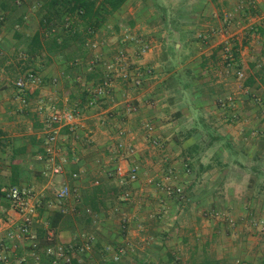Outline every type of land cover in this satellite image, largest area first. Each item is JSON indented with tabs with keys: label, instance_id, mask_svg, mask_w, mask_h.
<instances>
[{
	"label": "crops",
	"instance_id": "obj_1",
	"mask_svg": "<svg viewBox=\"0 0 264 264\" xmlns=\"http://www.w3.org/2000/svg\"><path fill=\"white\" fill-rule=\"evenodd\" d=\"M29 1L21 0L23 10H28L21 15L24 23L20 26H9L7 19L10 14L0 11V18L6 19L0 26V60L4 59V62H0V140L2 141L0 192L11 186L31 189L36 186L40 190L38 193L44 196L43 209L38 211L36 223H42L41 226L47 228L48 223L42 222L41 215L44 210L56 213L55 208H47L54 199L52 188H59L64 184L75 186L81 203L75 204L74 198L70 199L68 213L60 217L55 224V231H47V237H53L57 244L79 242L83 233L78 231L82 229L83 224L76 217L80 211L84 213V210L88 209L85 216L86 223L93 225L95 222L92 219L98 217L103 222L98 224L100 227H96L103 241L99 243V237L98 240L94 238L93 247L98 242L97 245L101 248L102 254L104 248L108 247L107 255L111 257L116 248L123 246L124 239L121 240L118 236L116 224L119 222L109 220L110 215L117 210L118 212L127 210L129 213L124 214L125 216L135 217L129 224L127 242L129 241L131 246L133 243L137 245V242L133 240L143 227L139 223L141 216L151 217L153 213L149 212L148 204H144L139 209L137 205L129 206L118 200H122L125 195L140 196L141 194L137 192H143L144 188H148L141 183H144L147 177L156 178L161 175L159 172L161 164H158L162 161L159 160L161 153L155 156L156 152L149 150L151 148L149 140L143 131L146 124L153 128L151 136L162 144V151L165 153L162 156L168 161L174 158L166 151L178 149L174 145V139L177 131H182V128L179 123L167 121L166 116L172 102L179 100L190 110L187 117L193 119L187 132L189 139L185 141L188 145L186 157L193 170L186 192L188 205L185 209L177 207L174 209L175 207L170 205V203L174 205L170 199H162L164 204L156 205L154 208L157 215V220L153 222L155 237H149L148 243L142 245L140 249L142 255L139 256L136 253L131 255L128 252V255H124L118 263L137 264L140 259V262L147 264H188L191 260L198 261L207 255L225 264L243 261L245 262L242 264H249V259L254 255L249 257L243 252L244 244L242 243L243 247H240V243L245 237H240L237 227L239 223L242 224L245 221L241 219L247 212H252L258 218V214L261 218L264 212V107L257 101L264 100V0H255L254 4L250 3L251 0H179L177 6L161 4V0H126L118 12L127 13L134 22L133 13L137 12L135 8L139 4L144 3L154 7V14L144 13L142 16L144 25L140 28L143 29V33H140L142 35L157 33L164 37L146 54L144 58L146 64L140 66V69H152L153 74L146 78L139 92L124 93L125 86L119 83L113 102H105L106 105L104 103L100 109L87 111L84 123L77 133L63 136L62 150L68 161L64 173L51 179L43 176L46 164L38 158L42 153L41 128L44 114L35 111L37 102L40 100L46 102L51 99L65 102L69 97L80 100L87 96L85 89L96 83L83 77V82L82 80L76 82L77 87H81L80 94H76L77 96L70 94L67 91L71 89L70 84L75 83L72 78L74 79L76 74L73 73L68 81L65 80L64 66L52 61L38 72L41 86L31 94L28 110H18L14 99L13 82L20 73L13 80L7 76L6 71L16 67H19L20 72L28 70L26 69L28 67H25L27 63L25 58L19 57V60L12 61V57L17 55L15 49L18 44L13 34L18 33L22 40L28 41V38L38 29V20L41 16L36 17L31 12L28 8ZM35 2L31 0L30 5L34 6ZM155 3L160 10L165 11L168 22L172 24L162 22ZM184 7L186 11L180 12ZM20 8L16 12L17 15L21 14ZM32 20H35L37 26L33 28V32H28L27 28H30ZM136 26L137 23L128 30L133 32ZM226 43L230 45L236 57V64H232L231 68L241 70L244 74L241 80L235 79L233 72H227L228 68H225L223 64L221 48ZM127 49L131 57L133 49ZM99 53L103 57L101 52ZM130 60L133 61L132 57ZM181 63L186 66L181 67ZM35 66L39 67L37 63L34 64ZM53 80H56L57 84H52ZM174 91L177 95H174ZM55 94L63 96L60 99ZM229 97L234 100L237 121H231L228 114L230 112L222 107V101ZM127 100L137 105L136 113L131 114L126 111L124 102ZM107 111L110 116L105 114ZM197 114L200 123H195ZM18 118H26L25 125L24 122L17 121ZM99 120H105V124L101 125ZM118 128L133 132L137 148L135 159L141 163L140 178L130 185L129 193L125 195L116 186L115 181L105 178L99 172L100 162H108L110 159L109 151L114 143L113 135ZM200 133H205L203 139L188 142L192 138L191 134L199 135ZM68 138L70 144L68 143L67 151H64L65 140ZM16 150L18 152L14 156ZM176 163L170 164L171 167H174ZM12 165L18 168L13 171ZM77 170H83L85 175L80 181L73 183L70 175ZM13 177L18 181L16 185L11 182ZM94 180H98L102 186L101 193L95 200L98 211H91L83 204L89 191L95 187L91 185V181ZM114 186L119 189L120 195L118 193L113 195ZM217 186L221 187L219 193L214 190L218 189ZM138 187L139 189H136ZM150 191H146L147 194L144 196L152 199L155 195L148 194ZM229 195L234 196L235 199L238 198L239 201L243 198L242 205L232 200L222 205L220 198L222 200V197ZM115 196L118 197L114 200ZM131 199H134L133 196ZM222 206L225 207L222 208ZM224 209L232 211L229 212L233 214L232 216L224 215L230 217L228 221L231 225L236 224L233 228L222 220L212 223L208 216L211 212L223 213ZM202 214L205 216L204 219ZM65 216L71 217V223L67 227L62 224ZM7 217L13 220L18 219L16 213L10 210L8 203L2 199L0 219ZM32 234L35 238L37 231L32 229ZM231 237L237 242L236 247L232 246L233 242L230 244ZM16 244L18 248L10 254L11 264H16L21 257L30 261L29 241H18ZM98 246L94 249L92 247L88 253L97 250ZM103 255L102 260L91 259L89 264H103L105 258H108L105 253ZM136 257L139 258L136 259ZM78 261L79 264L82 263L79 257Z\"/></svg>",
	"mask_w": 264,
	"mask_h": 264
},
{
	"label": "built area",
	"instance_id": "obj_2",
	"mask_svg": "<svg viewBox=\"0 0 264 264\" xmlns=\"http://www.w3.org/2000/svg\"><path fill=\"white\" fill-rule=\"evenodd\" d=\"M255 0L250 3L254 4ZM94 47V45L92 46ZM150 51V45L141 43L138 53V59L144 57ZM222 51L225 53L227 66L236 64L235 56L232 50L223 45ZM97 58V56H96ZM103 76L98 83L86 89L88 93L87 98L83 102H75L72 107L67 106V101L58 105L55 102L44 103L38 101L35 111L39 114H44L42 121V153L39 159L46 164L45 170L42 173L47 178L62 175L67 164V157L62 152V138L63 130H67L69 134L77 133V130L82 127L84 123L85 112L101 108L105 102H113L116 89L119 83L125 86V91L138 92L144 85L145 80L151 75V71L147 69H140L138 66H133L129 62L127 50H119L111 57L103 66ZM234 77L238 80L243 78L241 70H235ZM79 80V78H77ZM52 84H57L56 80ZM15 93L14 99L17 102L18 110H28L30 105V96L36 88L41 86V78L38 72L30 69L23 71L13 82ZM264 107V100H257ZM127 112L136 113L138 107L131 100L124 102ZM222 107H231L234 105V100L229 97L222 101ZM105 114L110 116L109 111ZM101 125L105 124V120H99ZM152 126L146 124L144 132L147 135L151 147H158L159 142L151 136ZM134 134L123 128H118L112 141V149L109 151L108 163L100 162V173L107 179L116 180L119 186L131 185L139 179V167L135 162V154L137 148L134 142ZM129 138V139H128ZM128 139V142L126 141ZM83 170L73 171L70 178L73 183L80 181L84 177ZM98 180L91 181L92 186H97ZM165 186V185H164ZM167 195L181 196V190H171L170 187H163ZM53 201L47 205V208H55L63 214L68 213V203L70 199L74 198L75 204L79 202L77 189L75 186L64 184L59 188H52ZM44 196L41 193H35L33 189L20 186H11L6 190L0 192V201L5 200L10 210L16 213L17 220L9 217L0 219V264H11L10 254L15 252L18 248L16 242L27 240L29 241V248L31 250V258L34 260L33 264H37L40 254H45L52 258L51 264H70L73 259H78L82 254L87 253L94 245V237L81 235L80 240L76 244H54L52 246L39 247L34 242L32 234V227L38 217V211L43 209ZM183 198V196H182ZM130 218L124 217L121 220L119 230L126 233L129 226ZM50 240V236L48 238ZM124 249L119 248L113 254V261L118 262ZM16 264H28L26 258H19Z\"/></svg>",
	"mask_w": 264,
	"mask_h": 264
},
{
	"label": "rangeland",
	"instance_id": "obj_3",
	"mask_svg": "<svg viewBox=\"0 0 264 264\" xmlns=\"http://www.w3.org/2000/svg\"><path fill=\"white\" fill-rule=\"evenodd\" d=\"M32 1H37V0H32ZM30 4H31V0L28 2V5H29L28 8H30L31 12L34 15H36V17H38L39 3L35 2L34 6L33 5L31 6ZM161 4H164V5L165 4L166 5L176 4V6H177V5H179V0H161ZM131 7H133V6H131ZM153 9H154L153 6H149V4L141 3L135 8V10H137V12H135L133 10V12H135V13H133L135 16V22L134 21L133 22H134V24L137 23V26H136L135 30L133 31L134 33L132 31L128 30L127 24L129 23L128 22L129 16L127 15V13H125V14L117 13L108 19L106 25L103 28L99 29L94 34L92 39L88 40L89 42L86 45V47L88 48V51H89V53L86 54L88 66L93 68L94 71L101 69V72L96 71L97 74L95 73L94 78H92L95 83H98L103 76V72H102L103 66H105L107 61L109 59H111V57L113 55H115L119 50H124V49L128 50L127 48H132L133 50H132V52L131 51L130 52H131V55H132L131 57H132L133 61L130 60L131 57L128 54L129 51L127 52L129 62L130 63L132 62L133 66H138L135 64H140L139 68H140V66H142V64H146V63H144V58L146 57V54L144 55V57H141L140 60L137 58L141 43L149 44L150 45V51H151L152 47H154V44L159 43V41L163 40V38H164V37H161L160 35H158L157 33H156V35L154 33H150L148 35L140 34L141 32L143 33V29H140V28L143 27V25H144V21L142 19V16L144 15L145 12H149V13L154 14ZM26 10H28V9H26ZM185 11H186L185 7L181 8V10H180V12H185ZM152 18H153L152 20L155 19L153 15H152ZM156 19H158V18L156 17ZM119 20L121 22H119ZM31 22H32V24L30 25V28H27L28 32H33V28L35 26H37L36 25L37 23L35 22V20L34 21L32 20ZM93 45H94V47H92ZM225 46H227L230 49V51L232 50L229 44L226 43ZM17 47L19 48V46L18 45L16 46V50H17V51L15 50L16 53L19 50V49H17ZM221 51H222V48H221ZM99 52H101L103 57H101L99 55L100 54ZM224 54L225 53L222 51L221 56L223 58V62H224L223 64H225V68H228V71L227 70L226 71L231 72V73L233 72L232 74L234 76L235 70H233L231 68V66H227V61L225 59ZM96 56H97V58H96ZM16 59L19 60V55H15L14 57H12V61H15ZM95 60H96V62H99V63L96 64L94 62ZM136 61H138V63H136ZM0 62H4V59H1ZM94 64H96L97 67L94 66ZM180 66L183 67L186 65H183V63H181ZM77 67H79L78 72L82 76H85L89 73L88 71L90 69L89 68L87 69L86 65H78ZM22 68L24 69V67H22ZM149 70L151 71V76H152L153 70L152 69H149ZM187 71H189V70H187ZM19 73L20 74L22 73V72H20L19 67H16V68L11 69V70L9 69L6 71L7 76H10V78H12L13 80H14V78L17 77V75ZM243 77H244V74H243ZM79 82H81V81L79 80ZM82 82H83V80H82ZM77 85H78V83L70 84L71 89L68 90L67 92H69L70 94L79 95L80 94L79 90L81 89V87H77ZM173 93H174V95H177V92L174 91ZM55 95L58 98L60 97V99L63 96V95L59 96L58 94H55ZM246 95H248V94H246ZM73 98H74V96H73ZM174 98H175V96L173 97V99ZM39 99L40 98H38V100ZM69 99L70 100L67 101V106H69V107H72V104H74L75 102L81 101V100H74L71 97H69ZM251 99H253V98L251 97ZM43 102L44 103L55 102L56 104H58L60 106L63 103L58 99H54V100L51 99L50 101L47 100L46 102L45 101H43ZM105 105H106V103H105ZM101 106H103V105H101ZM223 108L227 109L230 112L228 114H230L231 121H237V117H236L237 115L235 112L236 107L234 105H232L231 107L225 106ZM98 109H100V108H98ZM86 113L87 112H85V116H86ZM188 113H190L189 108H187L185 104L184 105L181 104V102L179 100L172 102V104L170 105V109H168V114L166 116L167 121L179 123L181 128H182V131H177L176 137L174 139V141H175L174 145L177 146L178 149L176 151H173V150L166 151L167 154L174 157L171 161H168L167 158L162 156L163 154H165L162 151L163 146L157 139L156 140L159 142L158 147L152 148L150 146L152 149L150 148L149 150H151V152H153V151L156 152L155 156L157 154L161 153V155H159V160H162V161L158 162V164H161V165H159L160 167L157 165V167L160 168L159 172L161 173V175H160V177H156V178H153L152 176L147 177L144 180V183H141V184L144 186L146 185L148 188H144L143 192L138 191L137 194H141L140 196L132 195L134 198L132 200L131 199L132 196H129V195L126 196L125 195L126 193L127 194L129 193V190L131 188L130 185L119 186V184L116 182V180H113L116 182V184H117L116 186L119 189H121V191L125 195V196H123L122 200H118L120 203H127V204H129V206H133V207H135L137 205V206H139V209L142 208L144 206V204H148L147 207H148L149 212L153 213V214H151V217H149L148 215H146V216L142 215L141 216V221H139V223L143 227H141V231L137 232L138 236H136V239L133 240V241L137 242V245H135L133 243L132 246L129 243V241L127 242V238L129 235V226L127 227L126 233L124 235H123V232H120L119 227H120L121 220L124 217H127V218L131 217L129 224H130L131 220L134 221L135 217L134 216L133 217L132 216H125L129 213L127 210H125L124 212H120V211L118 212V210H117V211L113 212V215H110L109 220L119 222L118 224H116L118 226V230H117L118 236L120 237L121 240L124 239V243H122L123 244L122 248L124 249V252L121 255L119 261L122 259V257L124 255H128V252L131 255H133V253H136L137 255L139 254V256H140V254L142 255L143 253H141L142 251L140 250L142 248V245H146L148 243L147 240L149 237H155L154 236L155 231L153 230V222H154V220H157L156 219L157 215L155 214L154 208L156 205H163L164 204L161 201L162 199L163 200L170 199V202L174 203V205L172 203H170L171 206L175 207L174 209H176V207L180 208V209H185V206L188 205L186 192H187V188H188L190 181H191V179H189V178L191 177V173H193L192 165L190 164L189 160L186 157V150H187L186 148L188 147V145H187V142H185V141H186V139H189V135L187 134V132H188V128L193 123V119L187 117ZM198 116L199 115L197 114V117H196L197 121H195V123L196 122L200 123ZM18 120H20L21 122H24V125H25V122H27L26 118L25 119L18 118L17 121ZM202 120H203V118H202ZM14 121H16V120H14ZM229 124L232 125L231 122H229ZM204 135H205V133H200L199 135L198 134H191L192 138L188 142H190V141L193 142L195 139L196 140L203 139ZM64 136H69V135L64 134ZM66 142H67V144H66ZM68 143L70 144L69 138L65 140V145H64L65 150L64 151H67L66 148L68 147ZM62 152H63V150H62ZM212 153H213V151H212ZM175 156L177 158H175ZM135 162L137 163V165L139 167L138 175L140 176L141 163L137 159H135ZM173 162H177V163L175 165H173L174 167H171L170 164H172ZM105 163H108V162H105ZM214 167H217V166H214ZM245 180H246V178H245ZM209 185H210V183H209ZM116 186H114L112 191L114 192V194L118 193V195H120V192L118 191L119 189ZM162 186L163 187L168 186V187H170L171 190L172 189L175 190L176 188L180 189L182 192L181 196L167 195V193H165V191L163 190ZM213 187H215V185H213ZM216 188H218V189H214L215 192L219 193L220 192L219 190L221 189V187L217 186ZM136 189H139V187ZM33 190L35 193H38L40 191V190H38V188L36 186ZM148 190H151L148 194H153V196L155 195L152 199L148 198L149 196H146V197L144 196L147 194ZM164 195L166 198L163 197ZM230 195H232V194H230ZM230 195L226 196L225 198L222 197V200L220 198V203L223 205L228 200L229 201L232 200L233 202H236L237 204L242 205L243 198H240V201H239L238 198L235 199L234 196H230ZM182 196H183V198H182ZM117 197L118 196H115L114 200ZM172 200H174V201H172ZM225 206H222V208H224ZM187 208H188V206H187ZM229 212H232V211H230L229 209H227V210L224 209L223 213L219 212V211L213 212V213L211 212L208 214V216L211 219L212 223H215L218 220L219 221L222 220V221H226V223H228V225L232 226V228H233L234 225H236V224L231 225V222L228 221V220H230L229 216L233 215L232 213H229ZM49 214L51 216V214H53V212L44 210V212L41 215L42 222L43 221L47 222V219L49 218L48 217ZM224 214H228L229 216H225ZM247 214H248V216H247ZM86 215L87 214L80 211L79 215H77V217H76L78 219V221H82V224H83L82 229H80V231H78V232L83 233L86 236H93L95 238V240L96 239L98 240V237L99 236L102 237V235H100V231H99V229H96V227L97 228L100 227L98 224L103 223V222L100 220L99 217L93 218L92 220H94L95 224L89 225L88 223L85 222L84 216H86ZM258 216H259V218L257 216H255V214H253L252 212H247L246 214H244V216L241 219V220H245V221L242 222V224L239 223L238 227H237V228H239V230H237V232L240 234V237H245V239H242V241L240 243V247H243V244H244L243 252L246 255H248L249 257H250V255H254L253 258L249 259V261H250V262H248L249 264H264V212H263V217L260 218L259 214H258ZM212 217H213V219H212ZM202 218L204 219L205 216L203 215ZM227 218H229V219H227ZM232 220H233V218H232ZM35 223H34L32 229L35 230V232L37 231V233H38L40 226L43 224L42 223H36V225H35ZM70 223H71V217L65 216L63 218L62 224L65 227H67ZM116 225H114V226L116 227ZM114 230H116V229H114ZM96 236H97V238H96ZM132 236H135V235H132ZM234 238H236V237L234 236ZM234 238L233 237L230 238V240H232L230 242V244H232V242H233V245H232L233 247L237 243ZM141 239H142V241H141ZM128 240H129V238H128ZM94 243H95V241H94ZM212 247H215V246H212ZM88 252L79 256V258L82 261L81 264H89V263H91V259H93V261H96V260L99 261V260H102L104 258V255L101 253V251L99 249H97V250L95 249L94 252H92V251L90 253H88ZM255 256H256V258H254ZM137 258H139V257H136V259ZM243 262H245V261H243ZM243 262H238V263H234V264H242Z\"/></svg>",
	"mask_w": 264,
	"mask_h": 264
},
{
	"label": "trees",
	"instance_id": "obj_4",
	"mask_svg": "<svg viewBox=\"0 0 264 264\" xmlns=\"http://www.w3.org/2000/svg\"><path fill=\"white\" fill-rule=\"evenodd\" d=\"M36 2L39 3L38 17L41 16L38 20V29L28 38V41L25 39L22 40L21 35L18 33L13 34V38L18 41L17 45L19 46V48L17 47L19 50L16 54L19 55L20 58H25L27 60L25 67L28 68L26 69L39 72L42 67H46L54 61L61 63L62 66H64L63 75L67 81L71 76H73V73L76 74L75 78H72V81L75 80V83L79 82V80H84L83 77L86 78V80H93L92 78H94L96 71L101 72V69L94 71L93 68L88 66L86 56V54L89 53L88 48L86 47L89 42L88 40L92 39L94 34L106 25L110 17L120 13L118 11L121 9L126 0H37ZM19 7H21V14L17 15L16 12L19 10ZM155 8L157 9V12L164 24H172V22H168V17L165 11L160 10L156 3ZM25 10L26 9L23 10L22 8L21 0H0V11L2 13L10 14L7 19V23L11 27L15 25L20 26L24 23L21 15L25 14ZM5 21L6 19L0 18V26L1 24H4ZM133 21L134 20L129 17V23L127 24L128 28H132L134 26ZM119 22L121 21L119 20ZM94 62L96 64L99 63L96 62V60ZM36 63L39 67H34V64ZM96 64H94V66H96ZM78 65H86L87 69H90L88 71L89 73L82 76L78 72ZM77 78H79L78 81ZM84 92H86V90ZM86 94L88 96L87 92ZM86 98L85 96L80 98V102L85 101ZM62 133L65 135L69 134L67 130H63ZM1 144L2 141L0 140V145ZM16 152L18 151H14V156ZM12 167L13 171L18 168L16 165H12ZM11 182L13 185H16L18 181L13 177ZM101 187L102 186L99 183V185L89 191L87 197L83 200V204L88 206L91 211H98L95 200L101 193ZM112 193L114 195L113 191ZM88 211V209H85L84 213L87 214ZM62 215L63 213L56 211V213L51 214L47 220V228H43L42 226L40 229L38 228L39 234L37 233L34 242H36L39 247L43 248L48 245L52 246L56 244L53 237L48 240L49 237H47V231H55V224L58 223ZM100 241L103 240L99 238V243ZM99 243H96L93 248L98 246L97 244ZM98 247L97 249L101 250V248ZM108 249V247L104 248V253L106 255ZM116 249L114 252H116L119 248L117 250ZM107 256L108 258H105L103 264H119L118 262L113 261V256ZM33 261L34 260L31 258V260L28 261V264H33ZM51 262L52 258L50 256L40 254L37 264H51ZM137 262V264H147L145 262H140V259H138ZM70 264H79V261L78 259H73ZM188 264L225 263L212 256L210 258L209 256L204 255L200 260H191Z\"/></svg>",
	"mask_w": 264,
	"mask_h": 264
}]
</instances>
